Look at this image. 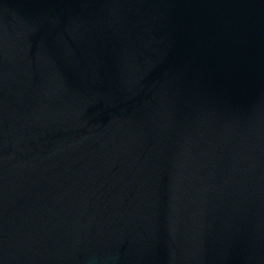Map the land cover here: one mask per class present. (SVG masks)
I'll list each match as a JSON object with an SVG mask.
<instances>
[{
  "label": "water",
  "instance_id": "obj_1",
  "mask_svg": "<svg viewBox=\"0 0 264 264\" xmlns=\"http://www.w3.org/2000/svg\"><path fill=\"white\" fill-rule=\"evenodd\" d=\"M0 264H264V0H0Z\"/></svg>",
  "mask_w": 264,
  "mask_h": 264
}]
</instances>
